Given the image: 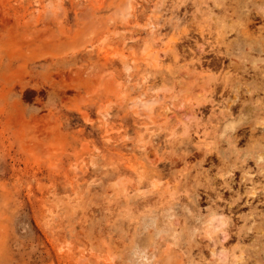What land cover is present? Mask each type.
<instances>
[{
    "label": "rangeland",
    "instance_id": "obj_1",
    "mask_svg": "<svg viewBox=\"0 0 264 264\" xmlns=\"http://www.w3.org/2000/svg\"><path fill=\"white\" fill-rule=\"evenodd\" d=\"M0 264H264V0H0Z\"/></svg>",
    "mask_w": 264,
    "mask_h": 264
},
{
    "label": "bare ground",
    "instance_id": "obj_2",
    "mask_svg": "<svg viewBox=\"0 0 264 264\" xmlns=\"http://www.w3.org/2000/svg\"><path fill=\"white\" fill-rule=\"evenodd\" d=\"M146 102H147V103H146ZM146 102H145V105H147V104L149 103V101H146Z\"/></svg>",
    "mask_w": 264,
    "mask_h": 264
}]
</instances>
